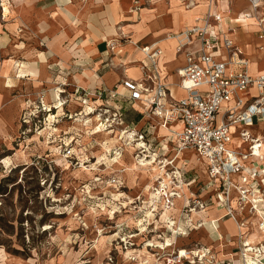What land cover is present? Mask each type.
Wrapping results in <instances>:
<instances>
[{"label": "crops", "instance_id": "crops-1", "mask_svg": "<svg viewBox=\"0 0 264 264\" xmlns=\"http://www.w3.org/2000/svg\"><path fill=\"white\" fill-rule=\"evenodd\" d=\"M19 1L21 4L17 9L20 22L21 24L24 22L29 30L28 34H23L22 41L24 46L28 45V50L21 53L23 49L16 47L17 45L10 42L6 36H0V54L8 55L6 61L13 59L16 62L15 66L12 65L13 67L8 70L0 64V120L3 122L0 135L14 136L22 132V123H18L17 119L24 112L25 104L29 105V102L39 100L40 96H43L44 103L53 107L59 100V95L61 96L69 90V87H72L70 95L73 99L70 101L77 102L76 109L79 108V113L84 112L86 107L85 103L79 100L81 97L93 99L97 104L107 102L125 117V126L144 133L149 147H152L155 139L162 142L161 135L169 140L170 130L164 127L162 120L153 109L145 106L142 101L133 102L127 97L128 91L122 85V81L125 79L140 81L143 78L141 66L143 63L150 65V60L145 57L141 49L159 42L163 49L160 64L166 73L169 89L177 99L186 97L187 91L182 87L183 71H181L186 65V56L184 53L176 52L175 40L167 39V35L183 30L187 24L193 23L197 16L205 15L210 9L209 0H191L190 7L180 0ZM135 2H140L144 6L141 7V11L134 9V6H137ZM260 2L259 15L264 16V0ZM5 9L8 10V8ZM211 10L223 14L224 19L220 30L228 32L250 59L251 74L257 76L264 73V37H260L259 33L260 28H264V23L263 25L255 24L259 20L257 15H251L246 18V21L240 23L235 22L240 15L252 11L250 0H215ZM135 18L138 20H134ZM216 26L219 29L218 25ZM225 58L226 54L223 51L219 59ZM105 89L116 90L119 94L110 97V93L106 91L100 97L99 95ZM77 92L79 97L74 100V97L78 96ZM256 93V88L251 87L242 95L246 100L251 101ZM71 105L67 106L70 113L76 110L71 109ZM256 119L258 120L243 128L248 129L264 142V118L256 117ZM218 120H221V114ZM171 126L178 129L180 123L176 122ZM239 129L241 127L234 134L232 147L247 151V143L238 145L241 141ZM70 132L72 134L75 131ZM115 132L119 136L120 131ZM153 132L156 136L154 135L153 139L148 138V133ZM75 133L80 138V133ZM93 133H98L95 127ZM171 140L180 142L175 136ZM87 142L85 145H89L90 140ZM96 144L107 145L103 141H97ZM129 144L128 141L124 145ZM190 150L195 157H199L204 162L208 181L211 182L206 161L200 158L194 149L182 150L177 161L174 160V154L177 151L175 150L171 159L173 167L179 168V160L185 158ZM150 155L144 153V157L149 158ZM152 155L156 157V154ZM132 160L131 169L141 170L138 171L137 179H139L140 173L143 175V172L149 171V165H138L136 157ZM194 160L196 159L190 158L184 162L185 165L189 162V165L193 166L191 169L184 168L183 174L187 180L186 173L190 171L198 173ZM259 160L261 163L264 162L262 158ZM248 164L250 165V162ZM157 167L159 168L158 165ZM146 173L143 175L145 186L148 182ZM199 174L201 177L205 175H201L200 172ZM159 179L162 177L159 176ZM191 188L192 185L181 187L182 199L176 201L174 208L164 209L163 205L160 208L161 220L167 222V219L173 221L171 217L176 219V226L173 229L178 232L180 224L185 233H177V236L168 238L157 234L165 242L154 236L153 239H157L155 245H162L163 249L162 247L151 248V251H156L151 253L148 250L150 246L146 244L140 250L128 249L125 253L127 262H133L134 256L137 261L143 260L145 264H158L152 263V259L166 261L168 255L172 256L173 253L178 254L181 251H188L189 254L175 264H245L246 261L251 260L250 256L244 258L240 249L243 240L250 241L252 245L264 243V232L259 228V217L251 215L248 209L241 214L240 218L246 220L247 226L244 229L246 234L240 237L235 220L227 215L226 207L219 204L218 192L216 190L210 192L203 185L200 192L190 190ZM146 193L150 198L153 196L149 190ZM195 195L207 202V208L195 209L191 214H184L186 199ZM236 195L237 193H234V196ZM160 201L163 204V200L160 199ZM261 206L264 208V202ZM148 214L154 215L152 212ZM188 215L194 220L193 223L188 222ZM200 221L203 224L197 226L196 224ZM148 243L154 245L151 240H148ZM197 250L200 253H206V256L199 258V255L194 254ZM138 251L146 252L148 259H145L146 256L141 257L144 253L140 255ZM163 251L166 252L164 259L157 254L159 252L162 254ZM260 259L264 262V253ZM11 264L21 263L13 258Z\"/></svg>", "mask_w": 264, "mask_h": 264}, {"label": "rangeland", "instance_id": "rangeland-1", "mask_svg": "<svg viewBox=\"0 0 264 264\" xmlns=\"http://www.w3.org/2000/svg\"><path fill=\"white\" fill-rule=\"evenodd\" d=\"M20 4L19 0H0V36H6L16 47L23 49L21 53H25L28 45L24 46L22 42L23 34L29 30L24 22H20L17 9ZM135 4L136 11L144 7L140 2ZM7 58L8 55L0 54V64L8 70L16 62L13 59L6 61ZM72 89L69 87L62 97L59 95L51 112L44 110L39 100L29 102L30 106L25 104L24 112L17 119L22 123V132L14 136L0 135V264H11L13 258L21 264H145L134 256L132 259L136 261L127 262L126 250H140L151 240L154 245L148 250L153 253L156 251L151 248H164L155 245L157 239H153L154 236L162 240L157 234L164 238L178 235L168 225L169 219L167 222L161 220L160 208L164 203L160 200L156 203L158 213L148 214L153 207V196L150 198L146 192L149 190L153 194L159 187V181H162L158 180L159 176L165 182L169 180L165 171L174 167L166 163V159L171 161L177 150L174 154L177 161L181 151L186 149L181 148L180 142L161 135L162 142L155 139L152 147L146 145V153L151 155L144 157L135 142L118 136L117 132L110 131V127H101L100 117L96 115L98 111L89 114V106H98L93 99L85 104L88 114H80L79 108L76 109L77 102L70 101ZM60 103H63V112H59ZM69 104H72L71 109H76L72 119L65 114L69 112ZM25 117L27 122L23 121ZM2 126L0 120V128ZM94 127L98 133H93ZM67 131L80 133L73 145L79 157L73 162L64 156L65 145H59ZM154 135V132L148 133V138L153 139ZM89 140V145H85ZM97 141L107 145L100 146ZM128 141L130 144L124 145ZM117 149L121 151L119 156L115 152ZM152 154H156V160ZM133 156L138 159V165H149V171L145 172L147 186L144 185L145 173H140L141 177L137 179L141 170L131 169ZM190 158L197 159L194 161L198 172L190 171L185 175L192 181L190 190L200 192L203 185L208 191H215L216 186L208 181L207 173H202L204 162L191 150L179 160L181 172L184 168H193L189 162L184 164ZM140 159L152 163L143 165ZM165 163V171H162ZM152 166L156 167L155 171L150 170ZM199 172L206 174L201 177ZM138 252L148 259L146 252ZM159 253L158 256L164 259L166 252ZM167 257L169 262L154 258L152 263L175 264L171 255Z\"/></svg>", "mask_w": 264, "mask_h": 264}, {"label": "built area", "instance_id": "built-area-1", "mask_svg": "<svg viewBox=\"0 0 264 264\" xmlns=\"http://www.w3.org/2000/svg\"><path fill=\"white\" fill-rule=\"evenodd\" d=\"M146 1L150 2V0ZM180 1L187 7L192 4L191 0ZM214 1L209 0L210 9L205 15L197 16L194 22L187 24L183 30L167 35V39L175 40L176 52L184 53L186 56V65L181 70L183 80L189 82L185 86L182 84L187 91L186 97L177 99L169 89L166 73L160 64L163 49L159 42L141 49L145 57L150 60V65L143 63L141 66L143 78L140 81L125 79L122 85L128 91L129 99L133 102L142 101L145 106L153 109L162 120L164 127L170 130L169 138L177 137L184 146L194 149L200 158L206 161L211 182L218 192L219 204L226 207L227 215L235 220L242 237L246 234L244 229L247 223L240 216L246 209L251 215L259 217V228L264 232V208L261 206L264 202V162L261 163L259 160V158L264 160V142L248 129L243 128L251 124L253 118L264 117V73L252 75L250 59L228 32L220 30L224 17L221 12L211 10ZM259 2L260 0H250L252 11L240 15L235 22L246 21V18L252 14L257 15L259 20L264 22V16L259 15ZM259 33L260 37H264L262 28ZM223 51L226 58L219 59ZM251 87H255L257 93L249 101L242 93ZM106 91L110 93V97L119 94L116 90L105 89L99 96L102 97ZM43 98V96L39 98L43 109L51 112L52 107H45ZM79 100L88 104L89 98L81 97ZM88 108L91 110L89 114L98 111L96 115L100 117L101 127H110V131L113 132L118 130L121 137L125 136L129 141L131 139L144 141L147 145L144 133L125 126L123 115L107 102ZM65 114L67 118H73L72 113ZM23 121L27 122L26 117ZM176 122L180 123L178 129L171 126ZM239 127H241L238 130L241 141L238 145L247 143V151L232 147L234 134ZM64 135L66 136L59 145L61 147L65 145L64 156L73 162V159L79 157L73 147L77 133L71 135L68 131ZM119 149L115 151L117 156L121 154ZM147 149V147L141 148L142 152ZM165 166L166 163L162 171H165ZM165 174H170L174 186L171 185V188L166 183L159 182L160 190H157L159 193L155 198L157 201L162 199L163 203L172 209L183 195L181 188L176 186L179 184L190 186L191 182L184 178L183 172L177 167L171 171L166 170ZM162 180L164 182L163 177ZM113 181L118 182L115 178ZM234 193L237 195L234 196ZM207 206L203 198L195 195L186 199L184 212L191 214L194 209L204 210ZM151 212L154 215L158 213V207L153 205ZM187 220L189 223L194 222L190 215ZM202 224L203 222L200 221L196 225ZM169 226H176L175 220L174 224ZM177 233H185L180 224ZM240 253L244 258L251 257V260L246 261L245 264H264L260 259L264 253V243L252 245L250 241L243 240ZM176 256L179 254L176 253Z\"/></svg>", "mask_w": 264, "mask_h": 264}, {"label": "bare ground", "instance_id": "bare-ground-1", "mask_svg": "<svg viewBox=\"0 0 264 264\" xmlns=\"http://www.w3.org/2000/svg\"><path fill=\"white\" fill-rule=\"evenodd\" d=\"M261 2H259V4H260ZM259 6V5H258ZM259 8V7H258ZM263 23L264 22H261L260 20H257L256 22H255V24H258V25H263ZM264 29V28H263ZM183 79V78H182ZM182 84L185 86V85H188L189 84V82L188 81H184V80H182ZM59 107V112H63V110H64V107H63V103H60V105L58 106ZM261 118H264V117H261ZM258 119H256V118H253L252 119V122H254V121H257ZM133 140H135V139H131L130 141H133ZM180 141V140H179ZM133 142H135L136 143V145L137 146H139V148L141 149V148H143V147H146V144L144 143V141H133ZM180 143H181V148H185V149H189L190 147H187V146H184L183 145V143L180 141ZM144 151V153L146 152V150H143ZM154 159L156 160V157H154ZM197 160V159H196ZM142 162V163H141ZM167 162H169V163H173V161H167L166 160V163ZM140 163L141 164H143V165H145V164H151L152 162L150 161V162H147V161H145V160H141L140 159ZM151 169V171H155L156 170V167L155 166H152V167H150ZM204 172H206V170L204 169V167H203V170H202V173H204ZM167 177H169V180H167V182H163V180L162 181H159L160 183H163V184H167L169 187H171V185H172V183H173V181H172V178H171V176H170V174H167ZM165 178H166V176H165ZM184 185H186V184H179V185H177L176 187H183ZM160 190L159 189V187L158 188H155L154 189V192H153V203H152V205H154V206H156V203L158 202L157 200H156V195H158V191ZM182 197V196H181ZM164 205V207L166 208V209H169L167 206H166V204H163ZM195 210V209H194ZM193 210V211H194ZM151 212V211H150ZM174 224V220L173 221H168V225H173ZM174 227V226H173ZM132 245V244H131ZM148 245V244H147ZM151 245H153V243L152 244H149L148 246H151ZM108 248H109V246H108ZM184 251H181V252H179L178 254H179V256H176V257H174L173 255L171 256L172 258H173V262H177V261H180L181 260V258L182 257H186L188 254H189V252L188 251H186L187 253H183ZM104 254H105V252H104ZM194 254H196L199 258H204L205 256H206V253H200V251L199 250H197L196 252H194ZM204 255V256H203ZM168 258V259H167ZM166 258V260L168 261L169 260V257H167ZM170 261H172L171 259H170ZM169 262V261H168Z\"/></svg>", "mask_w": 264, "mask_h": 264}, {"label": "trees", "instance_id": "trees-1", "mask_svg": "<svg viewBox=\"0 0 264 264\" xmlns=\"http://www.w3.org/2000/svg\"><path fill=\"white\" fill-rule=\"evenodd\" d=\"M124 120H125V117H124Z\"/></svg>", "mask_w": 264, "mask_h": 264}]
</instances>
